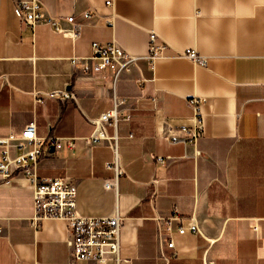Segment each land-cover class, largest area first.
Returning a JSON list of instances; mask_svg holds the SVG:
<instances>
[{"label": "crops", "instance_id": "crops-1", "mask_svg": "<svg viewBox=\"0 0 264 264\" xmlns=\"http://www.w3.org/2000/svg\"><path fill=\"white\" fill-rule=\"evenodd\" d=\"M110 1V4H106ZM51 15H74L77 37L47 23L27 25L0 0V137L34 120L36 133L62 137V147L39 157V176L76 180L83 215L121 214V259L75 264H264V0H43ZM90 11V18L80 14ZM95 11V13L93 12ZM112 13V21L105 16ZM62 23H67L63 20ZM166 46L148 65L149 33ZM93 41H116L135 60L114 81L73 67L89 57ZM194 48L206 66L178 56ZM90 62L95 59H90ZM70 89L74 99L38 96ZM128 121L107 125L117 135L124 173L105 188L113 171L104 143L86 146L96 117L114 106ZM198 98L203 128L195 143H169L168 130L194 124L190 100ZM75 137L74 148L66 144ZM167 157L160 163L157 156ZM177 208L168 227L156 216ZM32 189L22 177L0 180V264L66 263L69 231L63 219L32 225ZM195 217L201 232L177 231ZM259 230L254 234L251 223ZM161 242L158 243L157 237ZM170 238L174 247L167 248Z\"/></svg>", "mask_w": 264, "mask_h": 264}, {"label": "built area", "instance_id": "built-area-1", "mask_svg": "<svg viewBox=\"0 0 264 264\" xmlns=\"http://www.w3.org/2000/svg\"><path fill=\"white\" fill-rule=\"evenodd\" d=\"M106 4H110L107 1ZM13 10L18 19L27 24L35 25L37 23H47L54 31L65 35L77 37L80 33L82 22L74 15L66 17L51 15L44 9L43 0H13ZM95 13V11H93ZM90 11H83L80 16L83 19L91 17ZM112 13L105 16L106 23L112 21ZM67 24L64 25L62 21ZM156 33H149V53L147 55L148 65L153 69L155 60L163 55L166 47L164 43H156ZM92 54L89 57L71 58L73 67L80 68L83 71H92L94 74L102 72L109 67L113 72L114 81L119 77L123 69L132 64L135 60L131 55L116 41L91 43ZM178 56L188 58L193 63L206 66L207 57L198 53L194 48H187L178 53ZM90 59L95 61L90 62ZM35 99L40 101L45 96H57L61 99H74L75 93L70 89L50 91L38 96L34 92ZM198 98L190 100L194 109V124L181 125L168 130L166 138L169 143H195L200 136L203 123L199 117ZM125 103V98L114 95V106L106 111H102L96 117H88L94 127L88 135L82 136L83 143L90 147L96 143L104 142L112 149V157L106 161L105 165L113 171L111 177L104 179V187L116 189L118 178L124 173V168L120 161L118 151L117 135L109 134L107 125L114 124L119 120L130 119L129 113H123L119 107ZM66 144L70 148L75 146V137H67ZM63 145L62 137L56 135L41 136L36 133L34 120L24 125L21 131H10L6 136L0 137V180L7 181L12 177H22L27 185L32 189L33 212L30 222L38 226L44 219L57 218L66 222L69 237L67 240L70 246L69 259L66 263H40L33 264H75L79 260H93L104 262L106 259H114L118 262L120 255V228L123 222V216L119 213H113L106 216L83 215L77 210L76 180L70 176H39L37 174V163L40 156L49 154L54 149H59ZM160 163H166L167 157L157 156ZM162 223L172 227L174 221H180V215L177 208L173 213L164 218L156 216ZM177 231L183 233L189 229L191 231L201 232L195 217H191L189 225H177ZM251 231L256 234L259 225L256 222L251 223ZM1 230V229H0ZM158 243L161 242L157 237ZM167 248L174 247L172 238L165 243ZM209 246L202 254V264H215V261L208 254Z\"/></svg>", "mask_w": 264, "mask_h": 264}]
</instances>
